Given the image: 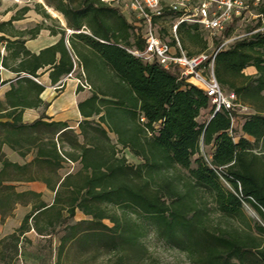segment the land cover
Instances as JSON below:
<instances>
[{
    "label": "trees",
    "instance_id": "1",
    "mask_svg": "<svg viewBox=\"0 0 264 264\" xmlns=\"http://www.w3.org/2000/svg\"><path fill=\"white\" fill-rule=\"evenodd\" d=\"M52 6L72 30L70 50L64 41L66 28L59 26L61 37L55 44L30 52L24 37H35L43 25L25 30L12 26L27 7L0 21V41H5L7 51L0 65L16 73L0 99L1 220L16 204H31L20 225L0 238L1 264L17 258L24 234L32 228L50 237L61 230L60 255L77 243L121 252V258L140 257L141 238L152 229L192 264H264V225L253 226L256 235L228 226L229 220L245 217L243 201L264 222V31L220 46L231 33L230 23L215 43V49L220 46L212 67L215 79L251 109L240 116L236 136L231 116L237 117V112L213 113L206 92L181 76L176 66L165 68L127 51L143 48L142 23L137 26L135 17L128 21L118 4L55 0ZM40 7L43 17H50ZM164 17L177 15L165 10ZM197 27L186 23L176 27L188 55L207 47L202 38L198 48L191 46L199 39ZM76 61L90 88L89 96L78 102L82 116L78 133L64 121L44 120V113L23 122V108L41 103L44 85L37 81L41 74L49 70L55 83L71 73ZM248 66L255 74L243 72ZM6 83L0 80V86ZM205 109L209 117L200 122ZM109 133L115 135V143ZM58 143L74 152L58 148ZM3 144L22 158L32 156L23 163L11 161L1 151ZM201 144L210 147L209 155L202 154ZM118 146L139 162L131 164L118 155ZM66 160H78L80 168L62 176L58 171ZM35 180L54 192L51 204L40 193L19 191L14 184ZM76 210L89 218L68 223Z\"/></svg>",
    "mask_w": 264,
    "mask_h": 264
},
{
    "label": "rangeland",
    "instance_id": "2",
    "mask_svg": "<svg viewBox=\"0 0 264 264\" xmlns=\"http://www.w3.org/2000/svg\"><path fill=\"white\" fill-rule=\"evenodd\" d=\"M55 2V0H1L0 4V20L9 16L10 14H17L18 12H23V8L27 7L28 9L23 13L24 16L21 19V21H18L20 24H26L29 27H34L36 24H42L45 26L55 25L57 27L62 26L61 24L66 26V20L64 16L56 11L52 4ZM78 0H73V3H77ZM38 6L43 7L49 14L50 17L45 18L43 15L39 12ZM121 7V10L124 14V16L127 18L128 21L133 20L134 15L129 12L127 9H125L123 4L119 5ZM40 7V8H41ZM252 12H257V9H252ZM177 19L173 17H164V18H158L155 20V31L158 33V35L167 42H171L172 39L175 40L177 38L178 43L183 48V45L180 42V38L176 32V29H174V24H176ZM189 24V23H186ZM263 30L264 26L263 24H258L254 18L249 14L247 16H244L243 19H238L234 22L231 33L228 38H231L229 42H232L235 39H238L245 34H248L251 30L252 32L254 30ZM72 31V30H71ZM85 33H90L89 30H83ZM199 34V39L196 41V43L193 46V48H198L200 44V39L206 40L207 47L204 50L207 53H211L215 50V43L216 41L221 37V32L218 31H210L202 26H198L196 30ZM26 38H30V35H26ZM132 40V39H131ZM228 42V43H229ZM196 46V47H194ZM185 50V49H184ZM203 51V50H202ZM1 54V52H0ZM76 68L74 72L72 73L73 83L76 85V89L78 87H81L80 92H78L77 96L80 98L81 96L85 94H90V88L88 84L84 82L85 74L83 68L79 65V63L76 61ZM245 73L249 74L251 73V68L245 69ZM70 77V78H71ZM77 79V81H76ZM83 84V85H82ZM226 90H231L227 86H224ZM84 91V92H83ZM246 109H239L238 110V116L234 117L232 120V126L234 128V134L237 136L239 134V126L242 122V118L240 117L243 114H246L248 112H251V109L244 105ZM209 117L208 110L205 109L202 111V114L199 117V121H204L206 118ZM80 120V117L75 115L72 119L69 120V126L78 133L77 128V121ZM95 120H97V117H95ZM236 132V133H235ZM46 136V135H44ZM110 139L113 143L116 141V137L114 134L109 133ZM79 141H82V137L79 136ZM54 139L57 140V135L54 136ZM250 140H252L250 138ZM4 145V144H3ZM1 146V151L4 154L5 157L12 160H18V161H28L31 156V154L26 155L24 158H22L17 152H12L11 150L3 151ZM58 148L62 146V150H69L66 145H62L60 143L57 144ZM119 151L118 155H124L128 162L131 164H137L139 162V159L135 157L133 154H131L128 149L121 148L118 146ZM6 150V149H5ZM257 150V149H255ZM70 151V150H69ZM201 151L202 154L209 155L211 149L209 146H204L201 144ZM74 152V151H70ZM80 168V163L78 160L74 161H68L66 160L63 163L62 168L59 169V174L64 176L67 173L75 172ZM224 185L228 187V185L223 182ZM18 186V185H17ZM23 185H19L18 189L23 188ZM42 194L43 200L47 202H51L54 196V192H50L46 190ZM243 203V202H242ZM18 208L19 214H21V210H28L29 206H22L19 204ZM242 210L244 213L243 218H236L228 221V226L238 229H245L246 231L257 234V231L255 229L256 225H264L263 220L259 217L255 209L250 206L247 202H244L242 204ZM89 218L88 216L84 215L80 210H76L75 217L73 219H70L68 223H73L77 220L86 219ZM31 222V221H30ZM249 225V228H248ZM58 226H55V229L57 230ZM36 234H35V233ZM63 232L61 230L58 231L57 235H54L50 237L47 234H38L34 229H30V232H27L26 238H24L21 243L18 250L17 258H12L11 260H8V264H156V263H162V264H192L186 256L178 251L175 248L170 247L169 245L162 242L160 239L156 237L153 230L150 229L147 231V233L141 238V243L144 247L143 253L140 255V257L132 256L131 258H126L122 256L120 257L121 252L116 251H108L104 248H98L96 246H81L77 243H71L68 246V250L60 255L58 254V242L59 237ZM21 255V256H19ZM1 264V262H0Z\"/></svg>",
    "mask_w": 264,
    "mask_h": 264
},
{
    "label": "built area",
    "instance_id": "3",
    "mask_svg": "<svg viewBox=\"0 0 264 264\" xmlns=\"http://www.w3.org/2000/svg\"><path fill=\"white\" fill-rule=\"evenodd\" d=\"M110 4H123L138 20L137 26L142 23L140 36L144 40L142 49L135 46L127 48L131 54L144 61L156 60L163 67L176 66L187 81L202 88L211 104L213 113L219 110L238 112L246 109L238 100L233 91L223 89L213 74V61L220 46L227 44L231 38H224L222 44L211 53L205 51L188 55L180 46L177 38L175 44L164 41L155 31L154 19L162 18L163 12L169 11L176 14L177 22L197 24L210 31L222 32L238 19H243L247 14L258 24L264 26V0H101ZM257 9L253 13L252 9ZM264 31L263 30H254ZM252 30L248 33H253ZM136 33H138L136 31ZM247 35V34H245ZM231 116V121L233 120ZM244 203V201H243Z\"/></svg>",
    "mask_w": 264,
    "mask_h": 264
},
{
    "label": "crops",
    "instance_id": "4",
    "mask_svg": "<svg viewBox=\"0 0 264 264\" xmlns=\"http://www.w3.org/2000/svg\"><path fill=\"white\" fill-rule=\"evenodd\" d=\"M14 14H10L9 16L1 19L0 21H7L9 20ZM24 14L22 13V17L16 20L12 21V26L15 30H25L30 29L33 27H29L26 24H20L18 21H21ZM37 25V24H36ZM62 27H65V25L61 24ZM49 27H53L57 32L55 34H52L50 32ZM58 28L55 25L45 26L43 25L42 28L39 29L38 33L35 35V37L25 38V47L32 53H38L41 49L46 48L48 46H51L55 44L61 37L60 33H58ZM67 34L64 37L65 45L70 50V44L68 40L69 34L72 32L71 29L66 28ZM3 33H0V35ZM10 39H14L16 37L14 36H7ZM5 41H0V62L3 55L7 54V51L4 47ZM59 57V54L57 53V58ZM76 64L74 65L73 70L71 73L60 77V79L55 82L51 83V80L49 78V70L45 71L41 74L39 79L37 80L39 83L44 85L43 91L39 94V98L41 99V103L36 107H25L22 111V121L25 123L31 122L35 119H37L42 113H44L47 117L44 118L46 121H64L67 124L69 123V120L75 117V115L80 117V120L82 119V116L79 113L78 110V102L81 100H84L89 96V94H85L78 98L77 94L80 92L78 89H76L75 83H73L72 73L75 70ZM247 68H251V74H255L256 70L253 66H248ZM245 69L243 72L245 73ZM40 71V70H39ZM246 74V73H245ZM16 77V73L12 70L3 67L0 65V80H7V83L0 86V99H3L4 93L10 88V82L14 81ZM71 77V78H70ZM77 81V79H76ZM84 92V91H83ZM79 121V120H78ZM77 121V123H78ZM3 151L11 150L12 152H16L12 149H10L7 145H3L2 147ZM6 149V150H5ZM18 163H23L24 161H18V160H12ZM1 165V163H0ZM16 189L19 191L23 190H33L38 193H44L46 190L50 191L46 185L38 180L35 181H25V182H14ZM19 185H23L21 189H18ZM52 192V191H50ZM54 198V196H53ZM41 199L42 194H41ZM45 201V200H43ZM53 201V199H52ZM51 202L45 201L47 204H51ZM22 206H29L28 210H21V214H19L18 206L19 204H16L15 208L13 209L12 213L10 215H7L4 220H1L0 216V238L8 235L9 233L13 232L21 223L22 218L26 213H28L31 209V204H20ZM33 230V228H32ZM27 232H30L27 231ZM26 232V233H27ZM24 234L25 236L27 234ZM35 233V232H34ZM36 234V233H35ZM21 256V255H19Z\"/></svg>",
    "mask_w": 264,
    "mask_h": 264
}]
</instances>
